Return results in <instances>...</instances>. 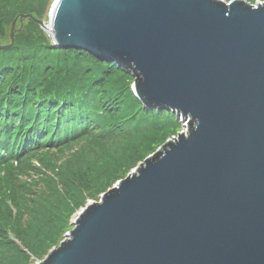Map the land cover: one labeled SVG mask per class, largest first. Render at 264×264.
I'll return each instance as SVG.
<instances>
[{
  "label": "water",
  "instance_id": "1",
  "mask_svg": "<svg viewBox=\"0 0 264 264\" xmlns=\"http://www.w3.org/2000/svg\"><path fill=\"white\" fill-rule=\"evenodd\" d=\"M54 0L55 47L115 61L186 131L91 201L36 264H264V1ZM18 17L0 18V35ZM1 46V45H0Z\"/></svg>",
  "mask_w": 264,
  "mask_h": 264
},
{
  "label": "trees",
  "instance_id": "2",
  "mask_svg": "<svg viewBox=\"0 0 264 264\" xmlns=\"http://www.w3.org/2000/svg\"><path fill=\"white\" fill-rule=\"evenodd\" d=\"M42 1L0 0V18L42 17ZM17 27L11 45L0 35V264L42 260L85 200L183 126L145 107L118 62L55 47L32 19Z\"/></svg>",
  "mask_w": 264,
  "mask_h": 264
},
{
  "label": "rangeland",
  "instance_id": "3",
  "mask_svg": "<svg viewBox=\"0 0 264 264\" xmlns=\"http://www.w3.org/2000/svg\"><path fill=\"white\" fill-rule=\"evenodd\" d=\"M53 1L54 0H45L44 2L42 1V3L40 4V7L43 9V13H42V17H37V16H35L36 18H38V19H40V20H44V21H47L48 20V14H49V11H50V8H51V5H52V3H53ZM247 1H249V0H247ZM22 12H20L16 17H18V20H17V23H16V28H17V25H19V22L22 24L23 23V21L25 20V19H27V18H29V17H27V18H24L23 19V21H20L19 20V15L21 14ZM25 14V13H24ZM32 14V13H31ZM15 18V17H14ZM13 18V19H14ZM12 19V20H13ZM30 19V18H29ZM11 20V19H10ZM36 24H38L40 27H41V25L39 24V23H37V22H35ZM7 27V26H6ZM41 29L42 30H44L42 27H41ZM45 31V30H44ZM46 32V31H45ZM47 33V32H46ZM6 40L8 39V38H10V34H9V31L7 32L6 31V34H5V36H3ZM10 42L11 41H8V42H4V44H10ZM4 44H2V42L0 41V45L1 46H3ZM134 83V82H133ZM132 86H133V84H131ZM180 118V117H179ZM181 119V118H180ZM183 126H181L180 128H179V130H178V133L179 132H182V131H186L187 130V127L184 125V124H182ZM174 136H177V134L176 135H172L170 138H173ZM170 138H167V140L168 139H170ZM166 141V140H165ZM160 147V144L156 147V149L154 150V152L158 149ZM107 148H109V149H111V150H115V146H109V147H107ZM118 151V150H117ZM103 152L105 153V155L104 156H107V154H109V152H107V154H106V152H105V150H103ZM152 154V153H151ZM150 155V154H149ZM148 156V155H147ZM146 156V157H147ZM145 157V158H146ZM141 161H139L135 166H132L131 168H129L128 169V171L126 172V173H124V176L122 177V178H124V177H126L130 172H132L133 170H134V168L136 167V166H138V164L140 163ZM127 169V168H126ZM125 169V170H126ZM121 178V179H122ZM118 180H120V178L118 179ZM118 180H116L114 183H113V185L118 181ZM112 185V186H113ZM97 186V185H96ZM111 186V187H112ZM110 187V188H111ZM97 188L94 186V187H92V191H95ZM109 189V188H108ZM107 189V190H108ZM106 190V191H107ZM102 193H104V192H101V193H98L97 195V198H88L87 200H85V203H84V206H82L81 208H79V209H77V211H75L74 213H73V215H72V217H71V220H70V224L73 222V220L76 218V216L78 215V213L86 206V205H88L89 203H91V201H97L98 199H99V197H100V195L102 194ZM73 228V226L67 231V232H69L71 229ZM66 232V233H67ZM66 233L63 235V239H64V237L66 236ZM16 243L18 242V240H17V238L16 237H11ZM62 239V240H63ZM61 242V241H60ZM59 242V243H60ZM59 245V244H58ZM57 245V246H58ZM57 246H54V247H57ZM54 247H52L51 249H53ZM50 249V250H51ZM50 252V251H49ZM48 252V253H49ZM47 253V254H48ZM46 254V255H47ZM46 255H44V257L43 258H45V256ZM32 259H33V257H32ZM34 260V259H33ZM41 259H38V260H35V263H37L38 261H40ZM31 262H32V264H35L32 260H31Z\"/></svg>",
  "mask_w": 264,
  "mask_h": 264
},
{
  "label": "flooded vegetation",
  "instance_id": "4",
  "mask_svg": "<svg viewBox=\"0 0 264 264\" xmlns=\"http://www.w3.org/2000/svg\"><path fill=\"white\" fill-rule=\"evenodd\" d=\"M10 30V26H7L6 27V31L8 32Z\"/></svg>",
  "mask_w": 264,
  "mask_h": 264
}]
</instances>
